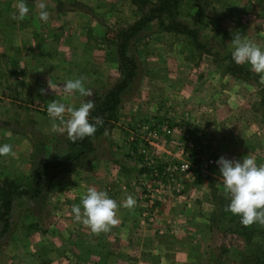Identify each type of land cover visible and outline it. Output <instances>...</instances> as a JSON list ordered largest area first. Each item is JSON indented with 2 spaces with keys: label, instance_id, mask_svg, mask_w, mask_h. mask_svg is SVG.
<instances>
[{
  "label": "rangeland",
  "instance_id": "1",
  "mask_svg": "<svg viewBox=\"0 0 264 264\" xmlns=\"http://www.w3.org/2000/svg\"><path fill=\"white\" fill-rule=\"evenodd\" d=\"M3 1L10 2L11 18L17 0H0V4ZM40 2L26 0L27 17L38 15ZM43 2L52 17L47 37H54L51 45H63L58 54H54L57 47L53 48V62L63 66L61 72L53 73L48 87L61 97L53 100L67 108L87 100L95 103L115 85L120 79L117 33L157 0ZM59 11L66 18L60 22L55 16ZM175 16L198 31L204 49L195 48L182 35L163 31L156 21L132 39L127 54L136 63V77L119 108L106 118L104 133L93 140L85 159L91 162L84 166L87 171L96 154L97 160L113 159L128 172L131 197L136 201L134 215L119 214L118 225L121 229L135 226L120 236L130 237L132 244L121 245L119 237L113 246H79V238L93 233L73 218L71 209L80 203L78 198L55 190L62 179L66 183L67 176L72 177L67 173L73 169L65 166L51 172L56 173L53 180L48 188L44 183L36 201L24 197L12 201L7 232L2 233L0 221V264H264V225L244 226L226 210L229 198L216 164L221 156L240 159L248 155L264 165V82L249 65H241L253 74L248 79L227 69L234 32L264 47V0H182ZM62 22L63 33L59 31ZM79 77L92 90L91 97L64 91L67 80ZM18 81L12 74L9 84L0 80V144L12 145L14 152L0 157V205L7 183L27 186L40 162L56 161L68 147L65 126L47 114L53 100L37 104V112L35 107L22 108L21 117H14ZM64 116L67 120V111ZM162 125L168 133L163 143L152 147L145 132ZM145 150L160 164L196 161L193 176L181 177L178 192L147 196ZM209 159L212 164L207 163ZM148 185L152 190L156 187L152 181ZM99 235L105 239V234ZM144 239L153 246L147 253ZM94 250L103 256L100 263L91 256ZM108 257L109 262L104 261Z\"/></svg>",
  "mask_w": 264,
  "mask_h": 264
},
{
  "label": "crops",
  "instance_id": "2",
  "mask_svg": "<svg viewBox=\"0 0 264 264\" xmlns=\"http://www.w3.org/2000/svg\"><path fill=\"white\" fill-rule=\"evenodd\" d=\"M63 1L61 0L62 3ZM1 3L0 7L4 9L0 12V80L4 82V84H6V81L9 84V74H12L19 80V86L17 85L19 96L16 99L17 101H14L16 105L14 104L13 110L14 117L19 119L23 114V109L25 111L28 107H35L36 109L37 104H47V101L53 100V97H60L51 93V89H49L48 86L54 79L53 73L62 71L63 65L60 62H53V60H55V57L53 56L56 53H60L59 49L63 45L60 43L53 46L51 45L53 42L51 38L54 37H47L48 32H52V28H50L47 24L48 22L50 23V20L52 19L50 15L47 22L40 21L38 15H30L22 21L12 20V17L10 18L7 12L8 9H12L10 8V2L3 1ZM55 16L58 17L59 22L66 19L64 17V13L61 11H59ZM11 22H13L14 25H10ZM63 23L64 22H62L61 26H59V31L61 33H63L65 29V27L62 26ZM42 30L45 31L42 32ZM56 38L58 37L56 36ZM56 47L57 51L53 54V48ZM20 88L21 90H19ZM41 89L46 90V94L42 95ZM36 112L34 113L37 114ZM86 156L77 163L67 165L69 168L73 169L67 173L68 175L71 174L72 177L70 178V175H66V183H64V179H62V184L61 186H57L55 188L56 191L60 190L61 195L65 194L72 199L78 198L77 200L80 201L82 195L86 194L88 188H95L97 190L106 191L109 196L117 202L118 206L121 205L127 197L132 194L134 195L132 190L133 188L131 187V182L129 180L130 178L127 175L128 172L125 169H122L120 163H117L118 165H116V162L113 159L97 160V156L95 154V158L92 156L93 165L91 166V169H89L90 171H87L84 166L86 163L91 162L88 160L86 162ZM71 171L74 173L76 172V175H73ZM55 174L52 175L53 178ZM53 178H46V188H48V182L53 180ZM124 212L128 213L129 216L134 215L132 213L133 209L118 207L116 212V219L118 222L121 218V216L119 217V214ZM117 225L118 223L115 226H111L109 231L102 232L105 234V239L102 238L103 235L93 233L92 236H89V234H86L83 238L78 239L79 246L83 244L85 247L98 248V246H105L108 244V246L116 245L118 243L117 241L121 238L120 236L122 233L124 234L125 231L135 227L134 225H131L128 226L129 229H121V224ZM85 227L89 232H91L90 228L87 226ZM127 233L129 236V232ZM129 238H121V241L124 243L121 245H131L132 240L128 241ZM131 238L133 237L131 236ZM101 239L106 241L103 243ZM144 240L145 241L143 243H145V252L147 253L149 248L153 246H151L146 239ZM98 251L99 250H94L91 256L94 257L96 261L98 260V263H100L103 256H101V252ZM109 259L110 258L108 257L104 261L109 262ZM125 261H127V259H125Z\"/></svg>",
  "mask_w": 264,
  "mask_h": 264
},
{
  "label": "clouds",
  "instance_id": "3",
  "mask_svg": "<svg viewBox=\"0 0 264 264\" xmlns=\"http://www.w3.org/2000/svg\"><path fill=\"white\" fill-rule=\"evenodd\" d=\"M38 18L47 22L49 12L47 4L41 0L38 4ZM30 9L26 0H17L13 20H24ZM232 61L237 65H249V70L261 77L264 82V47L252 40L246 39L239 31L231 38ZM66 93L78 92L81 96L91 97L93 92L85 87L84 78L69 79L64 84ZM41 94L46 90L41 89ZM95 108L92 100H87L79 107H67L62 102L53 100L47 106V114L59 120L64 126L69 140L93 136L97 126L103 124L100 117H94L90 122V110ZM68 119L65 120V112ZM14 155L12 145L0 144V157ZM219 168L220 180L224 192L229 198L227 211L240 218V223L249 226L254 223L264 225V165H258L254 158L245 155L240 159H227L223 156L216 161ZM136 201L129 196L118 206L117 202L106 191L88 188L83 194L79 204L73 205L71 211L76 222H81L94 234L107 232L118 221L116 212L118 207L134 208Z\"/></svg>",
  "mask_w": 264,
  "mask_h": 264
},
{
  "label": "trees",
  "instance_id": "4",
  "mask_svg": "<svg viewBox=\"0 0 264 264\" xmlns=\"http://www.w3.org/2000/svg\"><path fill=\"white\" fill-rule=\"evenodd\" d=\"M181 1L182 0H157V2L151 5L148 11L136 22L118 31L117 54L120 61V79L114 86L108 89L102 97L95 100V108L91 110L89 116L90 122L94 117H100L103 120V124L97 126L96 133L91 137L78 139L75 142L68 139L66 153L60 156L56 161L51 162L45 160L40 162L34 169L27 186L14 184L12 182L7 183L0 205V221L3 223L2 233L8 230V217L11 212L12 201L15 198L24 197L29 201H36L39 199L44 192L46 177H51L52 179V171L79 162L91 151L93 140L99 138L104 133L106 118L119 108L123 94L131 87L136 77V63L134 59L127 54V48L130 41L140 34L144 28L156 21L163 31L182 35L188 38L195 48L204 49V46H202L200 42L198 31L182 23L175 16L177 7ZM227 59V69L232 75L244 79L253 76L249 70L241 65L235 64L232 61L231 55L227 56ZM262 94V101L264 102V90H262ZM227 203H229V200Z\"/></svg>",
  "mask_w": 264,
  "mask_h": 264
},
{
  "label": "built area",
  "instance_id": "5",
  "mask_svg": "<svg viewBox=\"0 0 264 264\" xmlns=\"http://www.w3.org/2000/svg\"><path fill=\"white\" fill-rule=\"evenodd\" d=\"M148 137L147 141L150 140L149 145L157 147L159 143H163L164 133H168L167 126H161L158 130L152 129L145 132ZM154 142V143H153ZM156 142V144H155ZM145 162L144 165L149 169V174L145 173V193L147 196L150 195L151 198L154 197V193L163 192V191H175L178 192L179 181L184 174L193 176V168L196 161L192 162L190 160H182L176 164H160L159 161H155L153 158H150L148 151L145 150ZM157 155V154H156ZM195 157H199L195 155ZM207 163L212 164L213 160H207ZM150 178V180L148 179ZM149 181H152L156 186L154 190L148 185ZM149 198V197H148ZM150 199V198H149ZM151 200V199H150ZM151 220V219H150Z\"/></svg>",
  "mask_w": 264,
  "mask_h": 264
}]
</instances>
